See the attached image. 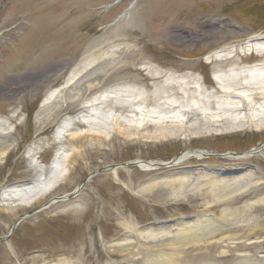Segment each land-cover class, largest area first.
I'll use <instances>...</instances> for the list:
<instances>
[{"label":"rangeland","instance_id":"obj_1","mask_svg":"<svg viewBox=\"0 0 264 264\" xmlns=\"http://www.w3.org/2000/svg\"><path fill=\"white\" fill-rule=\"evenodd\" d=\"M200 15L224 21L226 26L218 28L219 34L212 39L184 47L177 39L164 35L169 26H187ZM253 36L264 37V0H0V117L10 120L14 126L11 135L17 140L15 148L0 159V190L27 181L36 171L35 155L37 163L47 165L59 146L78 145L65 135L56 139L55 128L64 115L76 113L79 105L64 106L46 123L37 121L43 100L60 89L77 67L93 66L104 57L120 58L108 65L106 75L99 76L90 97L113 93L116 88L139 81L161 85L170 76L189 74L213 91L217 71L228 65L215 66L210 53L224 46L244 45ZM247 56L243 66L258 62L254 54ZM146 65L163 71L165 76L158 81L148 79L142 69ZM61 92L67 95L65 90ZM174 92L172 87L171 102L177 98ZM158 108L173 111L170 115L179 114L166 105L146 106ZM71 127L69 133L85 129L81 124ZM262 144L264 126L199 137L185 131L177 137L156 140L113 133L107 142L99 141L96 146L86 139L87 151L71 161L67 179L40 201L24 206L0 197V238H4L0 241V264H56L77 259L81 264H140L139 260L150 253H166L163 244L152 248L136 241L128 247L110 244L125 237L124 226L128 223L160 227L164 221L185 213L207 208L219 215L223 208H242L256 198L233 195L217 202L200 192L177 198L171 197V190L165 186L141 191L149 179L166 175L169 168L143 170L136 163H126H167L187 150H208L203 159L191 158L173 168L204 165L235 171L244 167L242 174L250 170L245 166H257L261 171L256 186L259 197L264 195V159L248 154ZM179 175L183 174L175 176ZM79 187V195L71 202L45 206ZM37 208L41 209L22 219L11 233L21 216ZM254 212L260 221L253 235L254 244L246 245L250 241L245 240L248 232H240L242 237L233 240L243 241L242 250L236 254L264 253V204L256 205ZM231 240L225 239L219 249L212 246L207 251L194 245L183 255L192 258L202 251L213 255L237 245H228Z\"/></svg>","mask_w":264,"mask_h":264},{"label":"bare ground","instance_id":"obj_2","mask_svg":"<svg viewBox=\"0 0 264 264\" xmlns=\"http://www.w3.org/2000/svg\"><path fill=\"white\" fill-rule=\"evenodd\" d=\"M224 26V21H215L200 15L187 26L179 23L169 26L164 35L172 36L178 40L180 47H184L212 39L219 34L218 28ZM246 54H254L258 62L243 66L248 58ZM209 59L217 67L228 65V68L217 71L213 91L202 87L196 76L189 74L170 76L169 81L161 85H150L148 82L141 84L139 81L136 85L116 88L113 93L109 91L90 97V93L99 84V76L106 75L110 70L108 65L116 63L120 58L104 57L93 66L82 64L77 67L60 89L51 91L43 100L37 121L46 123L55 118L64 106L79 105L76 113L61 118L55 131L56 139L65 135L78 145L59 146L51 163L47 165L37 163L35 155V173L27 181L3 186L0 190L1 199L17 201L24 206H32L40 201L67 179L71 161L80 159L87 151L86 139H90V144L96 146L99 141L107 142L113 133L124 137L156 140L177 137L185 131L199 137L216 132L245 130L250 126H264V37L253 36L244 45L216 49L210 53ZM142 69L146 70L148 79L158 81L165 76L163 71L152 65H146ZM172 87L175 88L174 94L177 98L171 102L169 97ZM62 89L67 95L62 94ZM147 104L166 105L170 110H178L179 114L170 115L173 111L168 113L160 108L146 109ZM73 124H81L85 129L69 133ZM13 129L14 126L8 118L0 117V159L16 146L17 140L11 135ZM3 147L5 150L1 152ZM32 152V148L28 149L29 155ZM207 154L206 150H188L175 163L181 164L191 158L201 160ZM248 155L264 159V144L254 148ZM138 165L143 170L157 167L154 162H140ZM200 166L195 169V175L193 171H184L183 175L175 176L179 173L174 171L168 173L169 175L154 176L140 190L151 192L159 186H165L171 190V197L182 198L189 193L200 192L211 195L217 202H225L233 195L249 194L256 199L242 208H223L219 215L207 209L200 218L166 227H141L128 223L124 226L125 237L117 239L110 247H128L134 241L143 242L148 248L156 244L165 245L168 252L159 255L150 253L148 257L139 260L140 264H264L263 251L236 254V251L242 250L240 244L243 241H233L242 237L240 232H248L245 240L250 241L246 245L254 244L253 235L259 229L257 223L260 222L254 212L255 206L264 204V195L258 197L256 189L260 183L257 179L260 169L257 167L239 175L220 176L221 169ZM51 202L56 201L52 200L49 204ZM225 239H232L228 245H237L222 247L223 249L213 255L206 252L212 246L219 249ZM194 245L205 247L206 251L196 253L192 258H185L183 253ZM75 261L56 264H81L78 259Z\"/></svg>","mask_w":264,"mask_h":264},{"label":"water","instance_id":"obj_3","mask_svg":"<svg viewBox=\"0 0 264 264\" xmlns=\"http://www.w3.org/2000/svg\"><path fill=\"white\" fill-rule=\"evenodd\" d=\"M22 218H20L14 225V227L12 228V230H14V228L16 227V225L18 224V222L21 220ZM0 240H2V238H0Z\"/></svg>","mask_w":264,"mask_h":264}]
</instances>
